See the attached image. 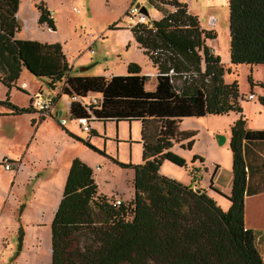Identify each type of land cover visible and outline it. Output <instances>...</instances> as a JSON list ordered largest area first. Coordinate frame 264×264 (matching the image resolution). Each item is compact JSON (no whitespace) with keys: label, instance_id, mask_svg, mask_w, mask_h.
<instances>
[{"label":"trees","instance_id":"trees-1","mask_svg":"<svg viewBox=\"0 0 264 264\" xmlns=\"http://www.w3.org/2000/svg\"><path fill=\"white\" fill-rule=\"evenodd\" d=\"M149 1L162 19L137 24L131 32L144 55L164 74L156 77L153 92L145 90L150 78L141 76V67L135 63L129 64L127 75L110 79L74 75L59 43L16 38L21 32L20 0H0V81L6 87L16 86L25 69L45 80L52 92L61 85L57 97L70 99L69 115L74 121L142 123V164L115 161L135 173L134 198L128 204L99 194L92 170L79 159L72 161L52 223L51 264H264L256 235L244 222L245 147L264 142V130L246 128L239 86L237 82L225 84L230 69L220 56L211 55L213 48L206 44L216 33L203 29L199 18L178 0H161L162 5L175 8L172 12ZM228 1L231 65L264 67V0ZM36 8L38 25L56 31L46 4L40 2ZM157 49L163 50V56L153 55ZM171 70L172 77L168 75ZM178 80H182L180 85ZM39 93L33 97L44 96L42 90ZM92 96L98 98V105L90 103ZM31 99L27 109L11 104L8 98L0 105L9 107L13 115H23L35 112ZM260 104L264 107V95ZM230 113L241 115L231 128V193L225 196L210 186L230 202L224 211L206 190L197 193L194 187L159 172L165 162L187 168L186 160L172 151L176 144L186 150L194 145L196 133L180 130L185 119ZM85 144L104 154L88 141ZM196 161L203 163L199 157H194ZM81 236L92 240L84 249L79 247Z\"/></svg>","mask_w":264,"mask_h":264},{"label":"rangeland","instance_id":"rangeland-1","mask_svg":"<svg viewBox=\"0 0 264 264\" xmlns=\"http://www.w3.org/2000/svg\"><path fill=\"white\" fill-rule=\"evenodd\" d=\"M153 1L161 4L159 6H163L166 12L175 9L162 5L161 0ZM178 1L186 4L189 13L199 18L203 29L216 33V38L206 44L219 54L224 67L230 69L223 80L227 85L237 82L239 86L243 97L239 99V106L246 127L263 131L264 107L260 104V97L264 94L261 87L264 67L231 65L229 1ZM40 2H44L51 12L56 31L35 24L36 5ZM150 3L149 0H21L22 15L28 21V28L21 30L18 38L31 34L33 37L29 40L61 44L74 74L122 76L126 75L122 66H127L131 60L141 66L143 75L150 78L145 90L153 92L159 74L157 68L142 51L132 47L127 49L128 46H122L119 40L124 33L127 37L132 34L126 29L135 21L128 15L137 4L146 8L152 18L160 15ZM151 17L150 21L153 20ZM211 19L215 20L214 25H210ZM131 40L133 42V38ZM81 68L88 70L81 72ZM181 81L178 80L177 84L180 85ZM22 83L29 86L27 90L19 89ZM40 90L44 97L51 95L57 99L56 110L43 120L37 111L13 115L9 107L0 105V264L52 263V223L58 209L54 207L62 200L73 160L79 159L92 170L99 194L125 204L134 198L135 173L123 169L115 161L142 164L140 124L97 121L92 126L97 128L98 135L83 132L77 121L70 118V99L57 97L61 85L52 92L45 80L34 77L25 69L16 86L10 89L0 81V101L8 98L11 104L27 109L30 97L40 94ZM250 95L254 99L248 100ZM241 115L230 113L185 119L180 129L196 133L194 145L191 150H186L176 144L172 151L186 160L187 168L165 162L160 175L194 189L209 190L215 184L214 188L228 192L233 165L229 135ZM69 131L77 139L72 138ZM218 135L226 138L224 145L218 144ZM87 141L104 154L87 147ZM194 157L203 159V163H193ZM4 164L12 165L14 170L6 171ZM218 205L228 208L220 199ZM91 243L88 236H81L79 247L84 249Z\"/></svg>","mask_w":264,"mask_h":264},{"label":"crops","instance_id":"crops-1","mask_svg":"<svg viewBox=\"0 0 264 264\" xmlns=\"http://www.w3.org/2000/svg\"><path fill=\"white\" fill-rule=\"evenodd\" d=\"M158 13H160V12H158ZM39 15L40 14L37 11L36 12V19H35L36 20L35 24L37 26H39L37 23ZM149 17H151V16H149ZM151 19L160 20V19H162V15L160 14L157 18L151 17ZM17 20L21 25L22 32L25 31L28 28V21L22 15L21 0H20V5H19V11L17 13ZM43 26H46V25H43ZM126 31L131 32V28L128 26V29H126ZM123 35L124 36L119 37V40H120V43L122 44V46L127 45L128 47H125L127 49L132 47V48H137L138 50L142 51L139 48L138 44L136 43L133 34H131L129 37H127L126 33H124ZM31 37H33V36L31 34H28V35H26V37H23L21 40H25V39L29 40V39H31ZM16 38L19 39L18 34H16ZM132 38H133V42L131 40ZM32 41H34V40H32ZM40 43H42V42H40ZM48 44H54V43H48ZM62 49H63V47H62ZM63 53L65 54L64 51H63ZM215 54L219 56L218 53H215ZM128 62H129L128 64L133 63V62L131 63V60ZM128 64H127V66H122L123 67V73H126V75L128 74V66H129ZM135 64H137V63H135ZM137 65L140 66L139 64H137ZM87 70H88V68H86L85 71H87ZM73 72H74V69H73ZM119 74H122V73H119ZM74 75H76V73ZM77 75L86 76V75H82V74H77ZM100 76H104V75H100ZM113 76H115V75H111V76L105 75L104 77L109 78V77H113ZM141 76H145V75H143V73L141 72ZM23 84H26V83H22V85ZM22 85H21V87H22ZM28 87L29 86L27 85L25 90H27ZM203 118H205V117H203ZM94 122H97V121H92L90 124L91 125V134L90 135H92V136L98 135L97 128L92 126V123H94ZM107 123H115V122H107ZM119 123H123V122H119ZM119 123H115V124H119ZM125 123H129V124L138 123V124H140L141 130H142V123L141 122L134 121V122H125ZM246 124H247V122H246ZM130 127H131V125H130ZM141 130H140V133H141ZM248 130H250V129H248ZM69 132L71 134H73L72 131H69ZM230 138H231V134L229 135V140H230ZM140 145L142 146V142H140ZM244 160H245V170H246V192H247L246 196H245V200H244L245 227L249 230H252L255 233V235H256V246H257L259 252H260V249L263 250L261 255L264 256V142L246 143ZM231 174H232L231 180L233 181V172H231ZM16 175H18V174H16ZM231 189H232V183H231V187L229 189H227L228 192H224L220 188L218 190H220V192L223 193L225 196H229L231 193ZM206 191L217 203H218V199L223 200L225 202V204L227 205V207L230 208V202L225 197L216 194L215 192L211 191L210 189L206 190ZM56 208H58L57 205L54 207V209H56ZM228 208H225V209L222 208V209L225 211Z\"/></svg>","mask_w":264,"mask_h":264},{"label":"built area","instance_id":"built-area-1","mask_svg":"<svg viewBox=\"0 0 264 264\" xmlns=\"http://www.w3.org/2000/svg\"><path fill=\"white\" fill-rule=\"evenodd\" d=\"M128 17L131 20L135 21L133 24L129 25L130 28H134L137 24L149 25V23H150L149 15H145L144 13H142L137 8H132L131 11L129 12ZM209 23H210V25H214L215 20L211 19ZM210 53H211V55H214L215 51L212 49ZM163 54H164V52L162 49H157V50H155V52H153V55L155 57L163 56ZM168 75L170 77H172L174 75V71L171 70ZM158 76L164 77V74H161L159 72ZM26 86H27L26 84L22 85L23 88H26ZM248 99L252 100V99H254V96L250 95ZM31 100H32L33 108L35 109V111H37V113H39L41 115V117L51 115L52 112H54L56 109V103H54L53 98H50L48 96H45V97L44 96H37L35 98L33 97ZM74 100H76V98H74ZM90 103H93L94 105H98L99 104L98 98H92L91 97ZM77 123H78L81 131L89 132V134L91 133L90 119L81 118V119L77 120ZM4 167L6 168V171L14 170V167L12 165H9V164H4ZM119 204H120V201H117V205H119Z\"/></svg>","mask_w":264,"mask_h":264},{"label":"water","instance_id":"water-1","mask_svg":"<svg viewBox=\"0 0 264 264\" xmlns=\"http://www.w3.org/2000/svg\"><path fill=\"white\" fill-rule=\"evenodd\" d=\"M136 8L137 9H139L142 13H144L145 15H149L148 14V11L146 10V8H144V7H142L140 4H137L136 5ZM86 70V68H81V72H83V71H85ZM217 140H218V144L219 145H224L225 143H226V138L224 137V136H221V135H218L217 136ZM195 191L197 192V193H200L201 192V190L200 189H197V188H195Z\"/></svg>","mask_w":264,"mask_h":264}]
</instances>
